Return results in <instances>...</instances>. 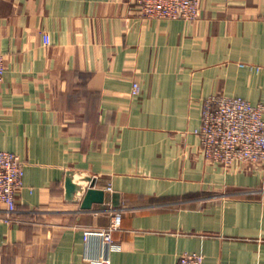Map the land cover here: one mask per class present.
I'll return each instance as SVG.
<instances>
[{"label":"crops","instance_id":"crops-1","mask_svg":"<svg viewBox=\"0 0 264 264\" xmlns=\"http://www.w3.org/2000/svg\"><path fill=\"white\" fill-rule=\"evenodd\" d=\"M0 52V146L25 170L0 264H264V166L213 165L198 135L212 95L264 105V0H202L193 21L145 19L137 0H0ZM68 170L105 204L67 203ZM115 214L112 250L85 240Z\"/></svg>","mask_w":264,"mask_h":264},{"label":"built area","instance_id":"built-area-1","mask_svg":"<svg viewBox=\"0 0 264 264\" xmlns=\"http://www.w3.org/2000/svg\"><path fill=\"white\" fill-rule=\"evenodd\" d=\"M145 19L199 18L202 0H137ZM227 5L230 0H216ZM7 72L5 55L0 52V85ZM135 85L133 93L139 94ZM201 152L213 164L232 170L246 165L264 166V105L220 95H212L203 106L202 124L198 131ZM24 163L0 146V207L10 220L17 213V197L24 185ZM122 216L115 214L108 229L87 230L85 240L100 239L106 250L115 247L113 232L121 227ZM178 264H205L203 255L187 253Z\"/></svg>","mask_w":264,"mask_h":264},{"label":"water","instance_id":"water-1","mask_svg":"<svg viewBox=\"0 0 264 264\" xmlns=\"http://www.w3.org/2000/svg\"><path fill=\"white\" fill-rule=\"evenodd\" d=\"M96 180L84 171L68 170L65 180V200L91 210L94 204H105V191L95 188Z\"/></svg>","mask_w":264,"mask_h":264}]
</instances>
